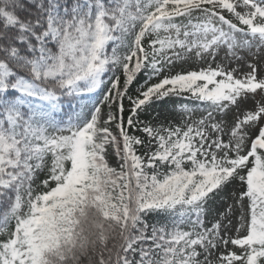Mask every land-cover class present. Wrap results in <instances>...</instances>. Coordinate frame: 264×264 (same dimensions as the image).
I'll return each mask as SVG.
<instances>
[{"label": "snow or ice", "instance_id": "6c2138e0", "mask_svg": "<svg viewBox=\"0 0 264 264\" xmlns=\"http://www.w3.org/2000/svg\"><path fill=\"white\" fill-rule=\"evenodd\" d=\"M0 264H264V0H0Z\"/></svg>", "mask_w": 264, "mask_h": 264}]
</instances>
